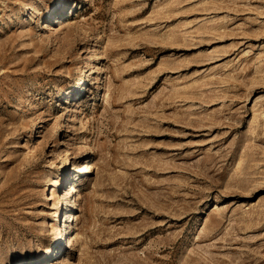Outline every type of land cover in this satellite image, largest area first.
I'll return each mask as SVG.
<instances>
[{
	"label": "rangeland",
	"instance_id": "obj_1",
	"mask_svg": "<svg viewBox=\"0 0 264 264\" xmlns=\"http://www.w3.org/2000/svg\"><path fill=\"white\" fill-rule=\"evenodd\" d=\"M60 1L0 0V264H264V0Z\"/></svg>",
	"mask_w": 264,
	"mask_h": 264
},
{
	"label": "bare ground",
	"instance_id": "obj_2",
	"mask_svg": "<svg viewBox=\"0 0 264 264\" xmlns=\"http://www.w3.org/2000/svg\"><path fill=\"white\" fill-rule=\"evenodd\" d=\"M60 1V0H59ZM61 2V1H60ZM52 164L53 163H51V165H50V167H52ZM85 165V164H84ZM58 183V181L54 178V179H52V183L50 184V186H55L56 184ZM73 191H75V189H74V186L72 185L71 187H70V192H69V194L71 193V192H73ZM47 198H52V197H47ZM70 217H72V216H70ZM70 244H72V241H70Z\"/></svg>",
	"mask_w": 264,
	"mask_h": 264
}]
</instances>
